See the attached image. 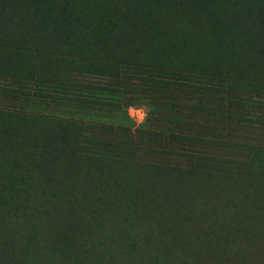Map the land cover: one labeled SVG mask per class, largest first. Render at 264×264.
I'll return each mask as SVG.
<instances>
[{
	"label": "trees",
	"instance_id": "1",
	"mask_svg": "<svg viewBox=\"0 0 264 264\" xmlns=\"http://www.w3.org/2000/svg\"><path fill=\"white\" fill-rule=\"evenodd\" d=\"M0 264H264V0H0Z\"/></svg>",
	"mask_w": 264,
	"mask_h": 264
},
{
	"label": "rangeland",
	"instance_id": "2",
	"mask_svg": "<svg viewBox=\"0 0 264 264\" xmlns=\"http://www.w3.org/2000/svg\"><path fill=\"white\" fill-rule=\"evenodd\" d=\"M1 102L3 101L1 100ZM16 105L24 108L26 111H44L46 113L52 112L54 114H63L65 116L79 114H94L95 116H98V118L101 120L109 118L105 121L111 122L112 124H118V122L126 123L127 125L129 124V127H131L132 129L137 128L139 126L148 125V120L151 119L150 115L156 113V110H154L153 108L154 105L152 106V104L145 100V98H140L139 100L133 101L129 104L133 107L136 106L140 109L139 112L141 113L140 115H142V119L139 123L129 118L130 115L126 112L128 105L125 104L115 110H109L108 108H103L102 106L97 105L85 106V104L81 102L70 103L61 100H51L49 98L40 99L36 97H29L28 100H22L21 103L17 102Z\"/></svg>",
	"mask_w": 264,
	"mask_h": 264
},
{
	"label": "crops",
	"instance_id": "3",
	"mask_svg": "<svg viewBox=\"0 0 264 264\" xmlns=\"http://www.w3.org/2000/svg\"><path fill=\"white\" fill-rule=\"evenodd\" d=\"M128 106H127V109H126V112L130 115H128L129 116V118L130 119H132L133 121H135V122H140L141 121V119H142V115H140L141 113L139 112V108H137L136 106H131V105H129V104H127ZM109 118H107V119H105V120H108ZM108 122V121H107ZM109 123H111V122H109ZM115 124V123H114ZM118 124H123V125H125V126H130L129 124L127 125L126 123H119L118 122Z\"/></svg>",
	"mask_w": 264,
	"mask_h": 264
}]
</instances>
